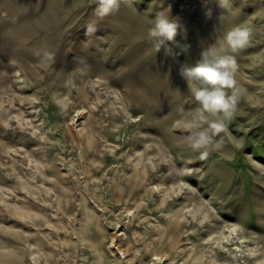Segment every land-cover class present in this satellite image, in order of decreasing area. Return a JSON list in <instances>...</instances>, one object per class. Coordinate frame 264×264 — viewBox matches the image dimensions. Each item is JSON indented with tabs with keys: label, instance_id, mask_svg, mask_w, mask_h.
<instances>
[{
	"label": "rangeland",
	"instance_id": "1",
	"mask_svg": "<svg viewBox=\"0 0 264 264\" xmlns=\"http://www.w3.org/2000/svg\"><path fill=\"white\" fill-rule=\"evenodd\" d=\"M97 7L0 0V264H264V0ZM160 13L176 56L149 38ZM238 26V102L202 159L178 69Z\"/></svg>",
	"mask_w": 264,
	"mask_h": 264
},
{
	"label": "clouds",
	"instance_id": "2",
	"mask_svg": "<svg viewBox=\"0 0 264 264\" xmlns=\"http://www.w3.org/2000/svg\"><path fill=\"white\" fill-rule=\"evenodd\" d=\"M231 0H218L221 7H226ZM96 14L101 19L119 10L120 0H97ZM170 11V6H169ZM180 23L170 19L169 15L158 14L149 29V38L156 41L159 52L176 56L168 42H175ZM86 31L95 32L96 26L90 24ZM251 30L248 27H234L227 31L219 42V47L202 49L200 59L195 65L181 64L178 75L189 86L198 107L194 112L176 122L185 133V141L193 152H199L201 158H207L211 151H218L223 145L219 134L225 131V120L235 111L238 95L235 91L236 60L234 55L248 46ZM181 51L190 49V45L180 46ZM50 55V54H47ZM227 89H233L232 94ZM211 117H217L212 119Z\"/></svg>",
	"mask_w": 264,
	"mask_h": 264
}]
</instances>
